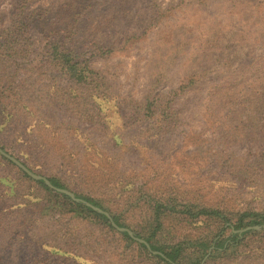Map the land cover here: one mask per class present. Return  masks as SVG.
<instances>
[{
    "label": "rangeland",
    "instance_id": "rangeland-1",
    "mask_svg": "<svg viewBox=\"0 0 264 264\" xmlns=\"http://www.w3.org/2000/svg\"><path fill=\"white\" fill-rule=\"evenodd\" d=\"M51 40L82 53L85 82L59 71ZM0 49V148L113 228L0 156V264H164L112 216L184 263L222 221L155 219V203L264 215V0H0ZM246 230L200 264H264V222Z\"/></svg>",
    "mask_w": 264,
    "mask_h": 264
},
{
    "label": "trees",
    "instance_id": "trees-1",
    "mask_svg": "<svg viewBox=\"0 0 264 264\" xmlns=\"http://www.w3.org/2000/svg\"><path fill=\"white\" fill-rule=\"evenodd\" d=\"M28 28V24L21 19H17L12 21L9 24L8 30L14 33H21V31H25ZM63 44H65L63 42ZM46 50L49 52L51 60L58 66L59 71L69 80L78 82H85L87 79V74L91 72V69L88 67L87 62L82 58L81 52L73 51L72 49H68L63 46L61 42L50 41L47 44ZM6 49H0V60L2 58V52L4 53ZM221 100L213 101L212 107L219 108ZM220 104V105H219ZM1 156V155H0ZM4 158L3 156H1ZM5 159V158H4ZM7 160V159H6ZM19 169V168H18ZM20 170V169H19ZM22 175L28 177L23 171L20 170ZM49 182L55 187H62V185L51 178H48ZM36 182L42 184L45 189L52 192L54 196H58L64 204H68L72 207V211L76 213H85L90 215L91 217L98 220L100 223H105L109 228H112L108 223V218L103 213L97 212L90 207L86 206L81 202L72 201L67 195L55 192L51 188L47 187L41 180H35ZM91 202V201H90ZM92 204H95L93 201ZM97 205V204H95ZM100 206V205H97ZM152 209V214L155 219H157L160 213L168 212V213H178L184 214L187 218H208V219H216L218 221H222L213 235L208 239H203L202 241L196 242V245L191 251L190 255L184 263L181 262V254L182 249L178 245H158L150 240L149 237L143 238L148 246L149 250L146 249V246L143 243L137 242L138 246L141 247L145 253L151 257H154L161 261L164 264H200L202 257L207 253L208 248L211 246V250H209V256H212L214 253H223L226 252L228 248L235 247L240 239H242L246 234L253 232V230H246L242 232H234L233 230L242 228L246 225L251 224H260L264 222V215L255 212H242L237 218L229 223L228 219L217 209L215 208H207V207H197L194 205H184L180 209H176L173 206H166L162 204H154ZM112 220L118 224L116 217L112 216ZM227 222L225 228L229 229L228 235L223 238L222 234L224 229L223 224ZM119 225V224H118ZM113 229V228H112ZM119 234L131 241V237L125 232L120 231ZM138 236V235H137ZM45 246V245H43ZM47 246V245H46ZM40 249V248H39ZM151 251H157V253L152 254ZM48 254H52L57 256V259L61 258L65 260L66 255H68V251H63L61 249H56L53 246L48 247L46 250ZM159 252V253H158ZM76 258H79L77 255H73V259L70 263H75Z\"/></svg>",
    "mask_w": 264,
    "mask_h": 264
},
{
    "label": "water",
    "instance_id": "water-1",
    "mask_svg": "<svg viewBox=\"0 0 264 264\" xmlns=\"http://www.w3.org/2000/svg\"><path fill=\"white\" fill-rule=\"evenodd\" d=\"M0 155L3 156L5 159H7L8 161H10L11 163H13L17 168H19L21 171H23L28 177H30L31 179L33 180H41L47 187L53 189L54 191H57V192H61V193H64L65 195L69 196L73 201H76V202H83L86 206L90 207L91 209L97 211V212H100V213H103L104 215L108 216L107 213L103 212L100 208L90 204L89 202L85 201V200H82L80 199L79 197L75 196L72 192L64 189V188H59V187H55L53 186L48 179L38 175V174H35L33 173L32 171H30L27 167H25L20 161H18L16 158L12 157L11 155L7 154L6 152H4L1 148H0ZM110 219V218H109ZM110 224L118 231H126L128 233V235L130 237H132L133 239H135L136 241L138 242H141L143 243L148 249H149V246L148 244L143 241L142 239H139L137 237H134L132 232L126 228H123V227H119L117 226L111 219H110ZM254 228H259L260 226L256 225V226H253ZM248 228V227H246ZM153 253H157L155 251H152Z\"/></svg>",
    "mask_w": 264,
    "mask_h": 264
}]
</instances>
